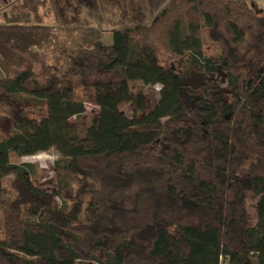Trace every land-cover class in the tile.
<instances>
[{
	"label": "trees",
	"instance_id": "obj_1",
	"mask_svg": "<svg viewBox=\"0 0 264 264\" xmlns=\"http://www.w3.org/2000/svg\"><path fill=\"white\" fill-rule=\"evenodd\" d=\"M48 10L21 0L0 23V264H264V14L169 0L106 43ZM138 80L160 86L148 109ZM85 94L99 111L82 133ZM51 147L50 187L8 160Z\"/></svg>",
	"mask_w": 264,
	"mask_h": 264
},
{
	"label": "rangeland",
	"instance_id": "obj_2",
	"mask_svg": "<svg viewBox=\"0 0 264 264\" xmlns=\"http://www.w3.org/2000/svg\"><path fill=\"white\" fill-rule=\"evenodd\" d=\"M21 0H0V16H5L9 12L15 11L16 7L20 4ZM262 5L258 3H254V10L257 14H264V3L260 1ZM48 10V20L49 12ZM7 12V13H6ZM1 19V18H0ZM51 23V21H50ZM52 24V23H51ZM53 25V24H52ZM207 43V41H206ZM159 60L163 65L167 64H175L178 66L176 59L173 58L169 51L161 48L159 50ZM176 62V63H175ZM34 70L39 72V66L35 63ZM131 89L133 91H141L145 97L146 108H150L156 104V101L159 97V88L158 84H150L145 85L141 81H131ZM122 110L128 115L131 116L133 114V107L131 104H123ZM45 111V105L39 104L36 107V113L38 116H42ZM99 107L94 104L92 101V96L88 97V94H85L84 97V112L77 116H72L70 121L77 126V128L83 133L84 130L91 124L92 120L98 114ZM2 115V111L0 110V116ZM61 154L54 147L49 148L46 151H40L33 155H23L18 156L14 152H10L8 155V160L11 163L20 164V163H30L33 167V173L31 178L35 183L41 184L43 187H50L52 183H54L56 179V175L54 172V163L57 159L61 158ZM12 176L7 175L2 179V185L7 191V194L11 193V183ZM55 203L57 206H62V203L59 198L55 199ZM255 203L256 197L253 195H247L246 198V208L249 214L250 223L255 222ZM77 264H97L95 262H78Z\"/></svg>",
	"mask_w": 264,
	"mask_h": 264
},
{
	"label": "crops",
	"instance_id": "obj_3",
	"mask_svg": "<svg viewBox=\"0 0 264 264\" xmlns=\"http://www.w3.org/2000/svg\"><path fill=\"white\" fill-rule=\"evenodd\" d=\"M169 0H47L49 18L60 27L94 28L110 42V30L148 23ZM254 6L264 0H246ZM7 13V12H6ZM0 16V23L6 21ZM49 21V22H50ZM50 23V24H51ZM51 24V25H52Z\"/></svg>",
	"mask_w": 264,
	"mask_h": 264
}]
</instances>
